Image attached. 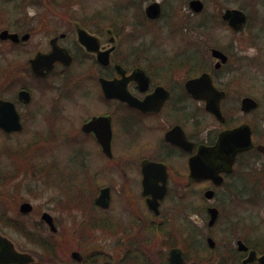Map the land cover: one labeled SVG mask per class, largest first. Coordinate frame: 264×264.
I'll return each mask as SVG.
<instances>
[{
  "label": "flooded vegetation",
  "instance_id": "af4514ba",
  "mask_svg": "<svg viewBox=\"0 0 264 264\" xmlns=\"http://www.w3.org/2000/svg\"><path fill=\"white\" fill-rule=\"evenodd\" d=\"M30 2L34 5L39 3ZM41 2L50 9L57 8L52 2ZM18 6L19 4L16 7ZM95 15L88 18L58 15L24 16L14 20L13 29L5 28L0 32L6 30L18 36L16 42L3 43L11 45L12 49H21L24 57L22 67L20 65L16 67L19 68L22 81L29 83L22 84L15 95L18 91L24 90L29 94L32 102L33 91L54 92L56 101L65 100L66 105H70L69 114L66 107L62 106L56 110L52 107L51 111L45 113L44 120L47 124L42 130L45 133L43 136L51 135V138L58 140L57 142L62 146L74 149L86 147L87 155H91V184L97 192L88 210V227L85 224L80 225L77 234L84 241L85 235H90L91 228L95 227L94 229L101 232L103 237L102 251L92 250L89 255L72 251L70 254L74 252L76 256L69 257L71 264H116L109 251L110 237L114 236H116L114 240L116 245L120 249L124 248L120 260H116L117 264L127 262L150 264L147 255L153 260L157 259L153 248L157 245L158 238L165 237V240H168L171 231L176 229L170 216V208L165 207L167 200L172 196V183L182 185L183 192L174 195L177 200L186 202L183 212L188 211L191 204L189 185L203 184L204 190L212 187L210 180H195L189 177L188 159L195 155L200 147L213 146L219 133L227 127L225 123H218L205 111L202 101L194 99L187 93L185 83L198 77L200 73L190 74L188 65L175 64L176 60L179 62L178 55H152L149 61L148 58L142 60L140 48H128L127 39L122 38L121 33H117L122 28L121 24L110 27V19L105 11ZM23 35L27 36L25 40L21 39ZM129 36L131 33L128 34ZM133 37L136 39L137 35ZM53 53L54 57L50 58ZM224 53L227 57L226 62L220 64L214 69L215 73L211 74L213 84L218 90L237 83L238 80L236 72L227 69L231 56L227 52ZM144 61L146 63H143ZM11 66L13 64L10 63L8 71ZM34 69L39 70L41 75L34 73ZM1 72H6L5 68L2 67ZM224 76L227 79L222 82L221 78ZM11 82L5 85H10ZM107 83L111 85L106 86ZM14 103L16 107L17 104L23 106L29 104H22L19 100H15ZM142 103L143 105L140 106ZM62 109L66 111L64 114ZM207 118L212 119L210 122L212 124L215 122L216 125H212L205 134L204 129L209 125ZM21 123L23 129L18 133L20 135L25 131L22 118ZM170 132L172 134L167 140L166 135ZM100 135L102 139L98 138ZM179 141H186L185 143L191 145L190 150L174 143ZM107 143L108 149L103 145ZM11 150L8 152L11 153ZM106 151L108 154L105 153ZM145 161L156 164L155 168L142 171V163ZM40 163L39 159L37 167L40 175L45 178V182L51 183L54 170L47 171L49 169ZM25 164L28 162L26 161ZM8 169L9 171H0V188L5 187V182L10 179L11 170ZM116 169L123 176L122 187L118 190L109 185ZM233 173L234 169L229 173L221 172L223 183L232 177ZM144 179L151 184V188L147 189L150 192L148 191L147 194H144ZM163 185H165V193L159 202L158 213H155L148 206L147 200L158 195L159 187ZM104 188L109 190L108 205L105 208L95 204V199ZM89 195L92 196V193ZM215 195L214 190L210 201ZM5 200L6 196L0 193L1 227L13 230L35 249L44 247L46 253L47 249L54 245L48 243L49 235H55L58 243H62L63 232H59L55 219L52 217L55 231H52L42 219V214L46 211L39 214L40 220L35 225L34 231L37 232L35 233L21 220L22 216H30L33 207L30 212L21 213L19 207L24 202L20 203L17 209L19 215L13 219L5 208ZM210 201L201 200L206 218L209 219L208 208L214 207L218 212V220L219 208L217 204H210ZM92 220H95V223L91 224ZM41 227L46 231L45 237L39 234ZM181 231L183 238L189 239L186 227ZM209 234L208 230L205 241L202 242L207 248H210L207 239L213 240ZM0 236L12 244L15 252L31 258V261L25 264H37L33 251L29 253L21 251L1 230ZM246 237L237 239L234 247H225V251H222L217 259L243 264L250 251H255L257 255L264 253H258L250 248L244 241ZM238 241L244 244L246 250L238 249ZM213 242L214 247L211 249H217L214 240ZM197 244L201 243L197 242ZM91 247L97 248L98 245ZM8 252L10 253V250H6L7 255ZM193 253L194 251H191L188 254L191 256ZM6 254L0 248V264H18L7 261ZM51 259L55 262L51 255L44 256L42 260L51 262Z\"/></svg>",
  "mask_w": 264,
  "mask_h": 264
},
{
  "label": "rangeland",
  "instance_id": "374dc122",
  "mask_svg": "<svg viewBox=\"0 0 264 264\" xmlns=\"http://www.w3.org/2000/svg\"><path fill=\"white\" fill-rule=\"evenodd\" d=\"M43 1L52 2L58 9L49 8L48 10L43 2L34 5L31 4L30 0H0V30L13 29L14 20H19L24 16L95 17V14L101 11L108 14L115 3L125 4L132 0ZM154 1L161 6L162 15L159 19L144 21L138 14V17L130 16L133 23L132 27L124 23L121 24V37L127 39L128 48H140L142 60L148 58V61L152 55L166 56V54H171L180 57L183 53L188 56L198 53V51L190 49L192 41L198 42L199 45L204 43H207L208 46L217 45L221 50L228 52L231 60L227 69L236 72L238 80L237 83L227 87L226 107L228 113L226 117L232 125L247 120L257 129L258 143H263L264 0H201L204 4V10L200 14H193L190 11L188 8L189 0H137V10L135 11L140 13V10L143 11L145 6ZM17 4H19L18 8L16 7ZM225 8H238L247 14L248 23L241 32L231 34L224 27H217L211 36H205L197 29L204 23L214 26L218 18L217 12H222ZM131 10L129 9L128 13ZM130 33L131 36L128 37ZM133 35H139V39L135 40ZM207 51L208 49H206ZM200 53H204V48L200 47ZM189 59L192 60L190 57ZM23 62L24 57L21 49L12 51L9 44L0 43V71L2 67L5 68L6 72L5 74L2 72V75H5L7 79L13 78L11 84L6 88L5 83H3V76L0 77V86L3 85L1 88L4 87L2 98L13 100L17 89L22 84L29 83L22 81L19 68L16 67L18 65L22 67ZM10 63L13 66L8 71ZM212 63L211 61V65ZM225 76L221 78L222 82L226 81ZM31 95L32 102L30 105L17 104V110L25 127L24 133L13 135L7 139L0 137V171H9L8 168L11 170L10 179L5 182V187L0 188V193L6 196L5 208L13 219L19 215L17 209L20 203L27 201L32 205L33 210L30 216H22L21 220L23 223L25 222L29 230L35 233H37L34 229L37 221L40 220V213L46 211L55 219L59 232H63L62 243H58V238L55 235H49L48 243L54 245L47 249V253L54 258L55 262L50 263L42 260L44 256L47 257L48 255L44 252V247L35 249L32 244L13 230L1 226L0 230L21 251L28 253L33 251L37 264H71L69 255L72 251H79L84 255H89L92 250L102 251L103 237L101 232L94 229L95 227L91 228L90 235H85L84 241L77 234L80 225H88V210H90L92 198L97 192L91 184V155H87L86 147L74 149L62 146L57 142L58 140L51 138V135L44 137L45 133L42 130L47 124L44 120L45 113L51 111L52 107L56 110L62 106L66 107L67 114H69L71 112L70 105H66L65 100L56 101L54 92L36 90ZM246 95L255 98L259 103V108L253 114L242 116L239 110H235L234 105H237L239 99ZM66 111L62 109L63 114ZM211 120L207 118L209 125L204 129L205 134L212 128V125H216L215 122L212 124ZM5 145L8 149L3 151ZM24 149L25 152H23ZM9 150L11 153L15 152L11 154L8 152ZM39 159L41 160L40 164L49 169L47 171L54 170L51 183L45 182V178L40 175L37 167ZM26 161L28 164H25ZM234 168L233 176L228 178L220 187L214 189L216 195L209 202L210 204H217L220 211L214 227L210 229L206 227L207 218L201 202L204 191L203 184L189 186L188 192L193 199L192 206L196 211L195 214L184 213V205L181 207V203H177L174 193L183 192L182 185L172 183V196L165 204V207L170 208V216H172L173 221L179 218V221L183 223L180 224L182 230L186 227V231L195 236L196 242L202 244L205 241L206 232L209 230V235L217 245V255H221L222 251H225V247H234L235 241L242 236L257 240L264 239V158L250 153L244 157H239ZM97 171L99 172L100 169ZM115 172V176L110 179L109 185L111 184L118 190L122 187L123 176L117 169ZM106 181L108 182V180ZM131 192L134 191L131 190ZM89 193H92V196ZM180 217H182L181 220ZM92 223H95V220H92ZM180 226L171 231L170 240L159 239L158 236V243L153 251L159 262L166 258V253L171 245L183 249ZM39 232L44 237L47 235L43 227L39 229ZM110 239V255L117 264L116 260H120L124 254V248L120 249L116 245L114 242L116 236L110 237ZM94 245H98V247H91ZM186 245L190 247L188 241ZM147 256V260L156 263L150 255Z\"/></svg>",
  "mask_w": 264,
  "mask_h": 264
},
{
  "label": "water",
  "instance_id": "95a60500",
  "mask_svg": "<svg viewBox=\"0 0 264 264\" xmlns=\"http://www.w3.org/2000/svg\"><path fill=\"white\" fill-rule=\"evenodd\" d=\"M188 6L191 11L194 13H199L203 9V3L200 0H190ZM145 15L150 19H155L160 15V6L158 3L153 2L146 6ZM222 20H224L227 25L235 31H238L242 28L244 23L246 22V15L239 9H226L222 16ZM26 35L21 37L22 40L26 39ZM1 40H11L13 42L18 41V37L16 34H9L6 30L0 32ZM54 53L50 56V58L54 57ZM210 55L213 58L219 60L215 64V68L219 67L221 63H225L227 60L226 55H224L221 51L217 49H211ZM34 73L37 75H41L39 70L34 69ZM111 85V83H107L106 86ZM186 91L195 99L202 100L205 102V109L209 113H211L217 121L223 123L224 118L222 116L220 110V101L224 96V92L218 91L212 84V80L207 73H202L199 77L190 79L185 83ZM18 99L23 103H28L30 100V96L26 91L18 92ZM143 103L140 105L142 106ZM257 107L256 101L249 97H243L240 101V109L243 113H249ZM21 124L19 121V116L15 110L13 103L9 101H4L0 99V129H2L6 133L20 131ZM172 132L167 133L166 139L169 140L168 137ZM102 139V135L98 137ZM184 140V139H183ZM186 142V141H185ZM184 141L174 142L180 147L190 150L191 145L185 143ZM104 148L108 149V143L103 144ZM252 147L251 141V129L249 125L242 124L232 129H226L219 133L218 138L215 144L211 147H200L195 155L188 159V169L189 176L194 179H208L214 185H220L223 178L220 175L221 172L229 173L232 171V166L235 161V157L237 154L248 151ZM256 150L264 155V145L258 144L256 145ZM105 153L108 154L106 151ZM156 164L145 161L142 163V171L146 172L147 170H151L155 168ZM164 183V180H162ZM143 188L144 194L149 193L150 191L147 189L151 188V184L143 180ZM149 191V192H148ZM165 193V185L161 188L159 187V194L153 196V199H148V206L155 212L158 213V203L159 200L162 199ZM213 196V191L208 190L204 193V197L206 199H211ZM109 200V190L104 188L100 191L99 196L95 199V204L101 207H107ZM32 209V206L25 202L20 205L19 210L21 213H28ZM209 215L208 226L211 227L216 218H217V210L213 207L208 208L207 210ZM42 219L50 226L52 231H55V226L52 221V217L48 213L42 214ZM207 244L210 248L214 247V242L211 238L207 239ZM237 246L239 250H246L244 244L241 241L237 242ZM0 248L6 254V250H10L8 252V260L21 263H28L31 261L25 254H19L13 250L12 244L9 243L5 238L0 236ZM76 253L72 254V257L75 258ZM28 257V258H27ZM26 258V259H25ZM168 264H187L184 261L183 253L179 248H172L168 253ZM252 262H257L259 264H264V254L257 256L255 251H250L247 255V258L242 262L243 264H248ZM106 264V263H105Z\"/></svg>",
  "mask_w": 264,
  "mask_h": 264
},
{
  "label": "trees",
  "instance_id": "16d2710c",
  "mask_svg": "<svg viewBox=\"0 0 264 264\" xmlns=\"http://www.w3.org/2000/svg\"><path fill=\"white\" fill-rule=\"evenodd\" d=\"M129 9H132L130 13H128ZM135 10H137V6L134 4L133 0L130 2H127L125 4L115 3L113 8L108 13L109 14L108 17L110 19V22H109L110 27H115V26H118L119 24H122V23L127 24L128 26H132L133 23L131 21L130 16L138 17V14H139L140 18L145 19L144 13L142 10H140V13H138V11H135ZM220 14H221L220 11L217 12L218 18H217L214 26H210L209 24L204 23L202 26L197 27V29L199 31H201L203 34H205V36H211V34L213 33V30H215L217 27H223L225 25L219 19ZM118 32L121 33L120 30L117 31V33ZM190 45H191L190 49L192 51H198V53L186 56V57H188V60L184 63L182 62L181 64H184V65L189 64V66L197 67V71H195V72H200L202 70H208L209 72H213L210 69V65L207 64L205 57L203 55H201V53H200V47L202 45H199L198 42H195V41H192V44H190ZM205 46H207V47H205L204 49L209 47L207 45V43H205ZM189 57L193 61L190 60ZM190 70H191V68H190ZM191 73H192V71H190V74ZM223 88L227 90V87H223ZM227 122H228V120H227ZM250 125L252 126V130H253V138L255 140H259V135L257 133L256 127L252 124H250ZM263 140H264V136H263ZM255 155L261 157V155L258 154L257 152L255 153ZM191 185H193V184L191 183L190 186ZM200 198H201V196H200ZM191 206L192 205H190L188 211L190 213H193V212H195V210L193 209V206H192V208H191ZM188 236H189V239L183 238L182 246H183L184 251H185V258L188 262H190V264H239L236 261H233L232 263H229L228 261H223V260L219 261L217 259V257H218L217 249L208 250V248L203 243L194 245V243H196V239L193 238L194 235L189 234ZM187 241H188L190 247L186 245ZM244 241L246 242V244L250 248H253L258 253L264 252V239L263 240H257V239H252V238L250 239V238L246 237L244 239ZM192 250L194 251V253L191 256H189L188 253H190ZM131 264H133V263H131ZM136 264H137V262H136ZM161 264H166V263L162 262Z\"/></svg>",
  "mask_w": 264,
  "mask_h": 264
}]
</instances>
